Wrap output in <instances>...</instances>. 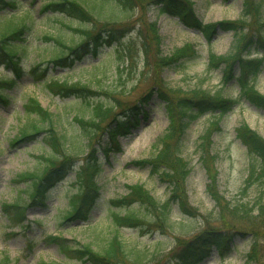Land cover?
Listing matches in <instances>:
<instances>
[{"label": "rangeland", "instance_id": "1", "mask_svg": "<svg viewBox=\"0 0 264 264\" xmlns=\"http://www.w3.org/2000/svg\"><path fill=\"white\" fill-rule=\"evenodd\" d=\"M16 1L14 20L18 21L26 9V19L31 18L33 25L25 35L27 48L20 56L22 76L4 91L6 98L0 102V259L6 255L14 264H89L64 256L58 241L50 238L61 237L70 245L88 244L102 252L112 236H118L123 244V250L116 253L118 264H178L171 254L195 234L229 229L242 234L234 239L227 255L221 257L212 251L195 264H264V214L257 210L246 215L239 212L242 206L256 208L262 197L264 184L250 180L248 175L251 167L257 171L261 164L236 137V129L246 125L264 140V111L239 98L235 81H224V66L214 68L210 60L211 55L224 57L232 51V32L216 28L208 45L201 32L187 27L177 17L161 13L156 0H132L127 11L114 0H75L99 19L86 23L62 14H44L41 9L47 0ZM189 1L203 24L240 19L243 0ZM8 18V13L1 12L0 26ZM261 20L264 21V5ZM254 23L258 25L260 21L251 17L241 26L251 30ZM102 24L122 31L117 42L102 45L96 56L83 55L71 68L53 64L46 67V75L57 77L59 83L82 86V97L50 88L54 82L33 81L30 68L37 63L41 64L39 68L44 67L60 50L67 53L69 47L83 39L82 31H97ZM47 34L60 39L64 47L45 41L42 36ZM101 36H106L105 32ZM261 65L253 86L264 96L262 61ZM0 76L9 78L11 74L0 66ZM159 91L173 106L182 99L216 92L224 99L235 100L236 105L216 120L217 124L209 126L215 119L205 114L189 122L177 136L175 131H167L171 121L166 102L158 98ZM35 98L52 115L56 132L65 138V143L55 163L58 168L63 164L56 173L61 176L41 200L29 205L26 193L21 192L27 190L30 181L18 175L40 172L43 165L39 156L50 152L43 134L28 141L17 139L22 124L37 119L35 114L28 115L25 107L28 99ZM100 102L114 105V115L100 123L104 129L89 141L87 131L91 127L84 124L83 129L75 118L93 119L92 106ZM135 104L139 106L138 124L128 133L111 138L112 127L108 126L112 118L118 119L119 110ZM181 116L175 119L179 122ZM166 145L170 159H156ZM91 155L100 166V171L91 176L100 187L98 199L90 207L86 221H63L62 216L69 211L68 199L77 193L82 195L85 187H80L89 183V169L84 170V164ZM187 167L189 173L185 176L182 170ZM173 188L176 196L181 200L184 197V208L178 200L172 202L164 222L161 210L146 202L144 192L149 193L154 204H161L171 199ZM130 192H137V197L128 196ZM124 197L126 206L116 207L114 200ZM15 202L26 208L17 207ZM9 205V212L22 216V227L12 224L10 216L2 212V206ZM128 208L138 210L145 215V224H151L117 227L112 213L123 215ZM252 249L256 260L250 257Z\"/></svg>", "mask_w": 264, "mask_h": 264}, {"label": "trees", "instance_id": "2", "mask_svg": "<svg viewBox=\"0 0 264 264\" xmlns=\"http://www.w3.org/2000/svg\"><path fill=\"white\" fill-rule=\"evenodd\" d=\"M114 1L124 11L129 10L132 6V0ZM156 2L159 5V11L161 13L177 17L178 20L187 27L201 32L208 45L211 43L213 35L216 32V28L232 32L234 39V44L231 47L232 51L224 57H213L211 55L210 60L214 65V68H217L220 64L224 66V81L227 82L231 79L235 81L238 87L239 98L243 99L252 107L264 111V96L253 86L255 79L261 71V61L264 63V21L261 20L264 0H243L239 20L232 22H218L212 25L203 24L198 20L193 9V4L189 0H156ZM16 3V0H0V13L6 12L9 14L7 21L4 22L3 26H0V65L3 69L10 71L11 74L9 78L0 76V102H3L4 98H6V95L3 94L4 91L7 90L8 87H12L22 76L23 70L20 66V56L24 55L25 47L27 48V44H25L27 37H25V35L29 34V30L33 25L31 18L26 19V13H28V10L27 12L26 10L22 12L24 15H22V17L19 16L18 21L14 20L13 17L17 15V12H14L16 10ZM41 11L44 14H62L79 20L82 23L99 21V19L93 16L89 10L75 0H47V2L42 5ZM251 17L254 18L256 22L260 21V23L258 25L254 23V28L251 30L248 29V26L242 27L241 24H246ZM56 20L62 24L61 20ZM94 31H82V40L69 47L67 49V53L60 50L61 52L55 54L49 62L44 63V67L39 68L41 64L37 63L30 68L29 73L32 75L33 81H42L47 84L54 82V84L50 85V88L54 86L57 91L60 93L63 92L67 96L78 95L79 97H82V86L80 87L76 84H67L66 81L59 83L57 77L53 78L46 75V67L48 64H53L55 67L61 66L69 68L73 65V63H76L77 60L82 59L85 54L89 53L96 56L102 45H112L114 42H117L122 35V31L111 26V24L109 26L102 24L101 27H98L97 31ZM101 32H105L106 36H101ZM42 37L45 41H51L64 47L62 44L63 42H61L60 39H56L50 34L43 35ZM253 54L258 55L259 59L249 60L247 58ZM241 56H245L247 60ZM235 66L238 70V74H235ZM108 95L114 98V96H111L110 92ZM148 96L145 100H148ZM158 98L166 102V106L169 111L171 125L168 127L167 131L168 133H174L175 131L177 136L182 133L181 131L189 122L205 114L213 115V119H215H212L213 121L209 124V126L217 124L218 121L216 120L225 115L234 105H236L235 100L224 99L220 92H216L212 95L207 94L193 97L189 100L182 99L179 100L175 106H173L171 102L165 100V95L161 91H159ZM25 107L26 113L28 115L35 114L37 119L24 122L19 130V137L17 139L28 141L35 139L38 134H43L42 139L50 149L48 155L39 156V160L42 161L39 163L43 165L40 172H24L18 175V177L22 178V180L30 181V185L27 187V190H23L21 193H26L29 199V205H32V203L35 204L41 200L46 191L56 184L58 181L57 179L61 176L56 173L63 169V164H61V167L59 166L58 168L55 163L60 159L59 157L62 156V146L65 143V138L62 135H58L52 121V115L41 107L36 98L28 99ZM114 107V105L105 106L101 102L95 103L92 106L93 119L84 121L82 119L75 118L81 126L85 124L91 127V129L87 131L89 141L93 137L97 136L102 129H104L100 128V123H103V121H105L109 116L114 115ZM138 109L139 106L135 104L130 107H125L117 112V115L124 116V120H122L123 118H112L113 121L111 124L109 123L110 125L108 126L112 127V130L109 131L111 138L116 134L124 135L128 133L130 128L135 127V125L138 124V120L136 119ZM179 114L182 116L178 122V119L176 120L175 118ZM84 128L85 127L83 126V129ZM236 137L239 139L241 144L246 147L247 152L255 159H258L261 164L259 170L257 171L254 167L250 168L248 174L249 179H252V181H261V183L264 184V140L246 125H240L236 129ZM114 147H117V149L119 148L117 144H114ZM106 149L107 146L103 148V153H105ZM114 149L115 151L117 150L116 148H113V150ZM170 155V149L166 145L160 155L156 156V159L163 158L165 160H169ZM97 163L98 162L96 161L95 156L91 155V158L84 164V170L89 169L90 177L100 171V166ZM188 173V167L182 170L183 175L187 176ZM83 187H85V190L82 195L77 193L68 199L69 211L62 216L63 221H73L78 219L83 221L87 220L90 207H92L98 199L97 197L99 196L98 193L100 191V187L97 186L92 177L89 179V183L86 186L80 187V189ZM139 188L140 187L137 188V191ZM131 192L128 196L134 195L137 197V192ZM263 195L264 190L262 197L256 203V208L246 209L245 206H242L239 212L246 215L251 213L253 210H257L259 214H264ZM170 196L171 199L167 198L164 203L154 204L149 193L147 191L144 192L146 202L153 206V208L161 210L160 214L163 217L164 222L166 219L165 216L167 208L171 206L172 202H177L178 200L179 205L184 208L182 204L183 201L185 203V199L183 196L182 200L179 196H176V190L174 188ZM125 198L126 197L114 200L113 203H115L118 208H124L126 206ZM15 205L17 207H21L23 210L26 208L25 204L20 206L19 203L15 202ZM8 209L11 211L12 206H2V212L6 214V216H10L12 224H18L22 227V216L21 218H18L20 217V213H18L17 216L9 212ZM23 210L21 212H23ZM151 216L152 215L150 213V219L152 218ZM112 220H114L117 227H145L151 224H145V215H142L136 209L129 208L125 211V213H123V215H120L119 212L112 213ZM239 234L242 233L229 229L203 230L181 244L179 249L171 254L172 260L178 264H195L196 262L203 260L213 250H215L219 256L223 257L230 251L234 239ZM112 237L113 238L109 241L106 249L102 252L94 251L88 244H80L79 242H73L72 245L66 244L62 241L61 237L53 236L50 239L58 241L57 245L64 256L70 257L78 262H88L90 264H118L119 261H117L118 256H116V253L123 250V244L121 240H119L118 236ZM250 252V257H252L253 260H256L255 251L252 249ZM136 258L139 259L138 256ZM0 264L14 263L5 255L2 259H0Z\"/></svg>", "mask_w": 264, "mask_h": 264}, {"label": "bare ground", "instance_id": "3", "mask_svg": "<svg viewBox=\"0 0 264 264\" xmlns=\"http://www.w3.org/2000/svg\"><path fill=\"white\" fill-rule=\"evenodd\" d=\"M73 65H74V63H73ZM73 65L70 66V68L73 67ZM137 115H138V113H137ZM137 115H136V119H137ZM120 116H121V117H119V118H123V117H124V116H122V115H120ZM119 118H118V119H119ZM122 120H124V118H123ZM137 120H138V119H137ZM85 263H88V262H85ZM89 264H90V263H89Z\"/></svg>", "mask_w": 264, "mask_h": 264}]
</instances>
